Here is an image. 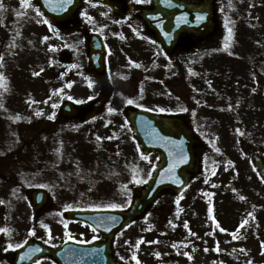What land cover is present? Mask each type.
<instances>
[{
  "label": "rangeland",
  "instance_id": "374dc122",
  "mask_svg": "<svg viewBox=\"0 0 264 264\" xmlns=\"http://www.w3.org/2000/svg\"><path fill=\"white\" fill-rule=\"evenodd\" d=\"M130 1L135 10L119 18L83 0L70 26L60 28L44 22L34 0H0V229L7 230L0 232V264H8L15 245L29 238L53 246L68 236L96 237L83 224L63 221L62 212L112 204L123 209L144 185L158 154H140L130 129H124L120 102L111 123L100 122L119 92L149 110L187 118L199 140V173L179 194H161L142 218L114 236L117 259L264 264V181L250 158L257 152L264 159V0H215L216 35L202 43L189 39L164 59L138 16L149 0ZM94 28L107 44L102 78L112 90L92 123L62 119L63 101L85 105L101 94L85 55L86 31ZM222 42L221 49L213 48ZM183 57L187 62L177 82L168 76L161 83L164 70L145 76L151 64ZM166 92L171 96L161 97ZM112 135L122 144L107 137ZM37 187L47 190L49 201L33 217L28 199ZM33 264L53 263L46 258Z\"/></svg>",
  "mask_w": 264,
  "mask_h": 264
},
{
  "label": "water",
  "instance_id": "95a60500",
  "mask_svg": "<svg viewBox=\"0 0 264 264\" xmlns=\"http://www.w3.org/2000/svg\"><path fill=\"white\" fill-rule=\"evenodd\" d=\"M110 6L121 14L120 0H96ZM45 15L52 21L66 24L76 12L80 0H37ZM212 0H198L197 5L183 4L175 0H153V6L144 9L141 17L147 31L159 42L166 53L175 50L179 36L182 33H191L205 38L213 34L216 29L213 14ZM204 17L198 20L197 16ZM105 45L98 34L91 33L87 40V58L90 67L99 75L104 73ZM109 91V86L105 84ZM105 96L90 103L89 111L82 117L88 119L95 115L103 104ZM70 108V111H67ZM79 109L70 102L62 105L61 114L65 117L77 115ZM127 116L138 142L142 154L149 151H158L159 161L153 170L146 186L134 198L127 211L93 210L69 211L64 216L69 220H80L90 225L103 236L101 242L77 243L64 242L61 246L51 248L36 241H29L14 252L12 264H29L42 255L52 257L57 264H119L113 259L111 251V237L119 229L140 217L151 202L161 191L178 193L198 171L195 149L197 139L189 130L184 118L179 116H163L144 110L130 109ZM182 153L186 162L178 163ZM254 163L264 177V166L261 159L254 155ZM182 181V183H181ZM47 195L42 189L33 190L30 194V205L34 212L46 202ZM109 217H116L111 221ZM104 221L101 224V221ZM29 249L40 251L29 253ZM28 254L27 256L25 254Z\"/></svg>",
  "mask_w": 264,
  "mask_h": 264
},
{
  "label": "snow or ice",
  "instance_id": "6c2138e0",
  "mask_svg": "<svg viewBox=\"0 0 264 264\" xmlns=\"http://www.w3.org/2000/svg\"><path fill=\"white\" fill-rule=\"evenodd\" d=\"M28 2V0H21V4H25V3H27ZM63 2H64V0H60V5L59 6H63ZM68 2H70V0H68ZM137 2H141V0H137ZM145 2H147V0H145ZM0 7H2V5H0ZM37 12H39V9H37ZM18 15H19V13H18ZM197 19L198 20H202V19H204V17L203 16H201V15H198L197 16ZM45 23H47V21H44ZM228 31H229V34H231V29L229 28L228 29ZM226 47H227V45H225ZM3 60V57L2 56H0V61H2ZM41 71H43V69H41ZM40 73H38V72H34L33 73V75L35 76V75H39ZM4 78H3V76L2 75H0V80H3ZM0 86H2V85H0ZM254 91V90H253ZM128 103L129 104H131V103H133V101L132 100H128ZM53 107H55V105H53ZM229 107L231 108V105H229ZM109 111H112V109H109ZM160 111H164V109H160ZM39 114V113H38ZM19 117H17V119H18ZM50 118H54V115H53V117H50ZM237 131H239V130H237ZM241 134H243V133H241ZM145 159H147V157H144ZM178 163H184V162H186V157H184L183 155H182V153L179 155V157H178V161H177ZM137 182H139V181H137ZM181 183H182V181H181ZM0 203H3V201H0ZM177 203H178V201H177ZM110 207H112V208H120V207H122L121 205H119V204H112V205H110ZM209 211H211V209H209ZM249 215H251V213L249 214ZM109 220H111V221H115V219H116V217H109L108 218ZM101 224H103L104 223V221L102 220L101 222H100ZM248 223V221L247 220H244L243 222H242V224H241V227H243L244 225H246ZM65 227H67V225H65ZM184 227L185 228H187L188 227V225H187V223H185L184 224ZM4 231H7L6 229H0V232H4ZM221 231H224V229H221ZM31 234L32 235H35V232H34V230H31ZM190 234H192V235H195L194 233H190ZM233 236L235 237V233H233ZM25 243H26V241H25ZM139 246V242H137V247ZM175 246V245H174ZM11 247H13L12 245H9V248H11ZM15 247L16 248H19V247H22V245H20V244H17V245H15ZM207 250V249H206ZM36 251H40V249H29V253H32V252H36ZM26 256L28 255L27 253L25 254ZM156 255L157 256H159V253H156ZM185 255H188L187 253H185ZM135 258V257H134ZM189 258H191V257H189ZM123 259V258H122Z\"/></svg>",
  "mask_w": 264,
  "mask_h": 264
},
{
  "label": "trees",
  "instance_id": "16d2710c",
  "mask_svg": "<svg viewBox=\"0 0 264 264\" xmlns=\"http://www.w3.org/2000/svg\"><path fill=\"white\" fill-rule=\"evenodd\" d=\"M168 196H170V195H168Z\"/></svg>",
  "mask_w": 264,
  "mask_h": 264
}]
</instances>
